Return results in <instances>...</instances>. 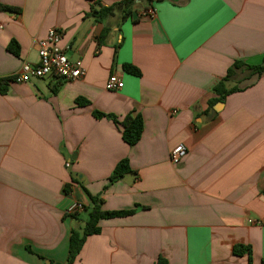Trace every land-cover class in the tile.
Listing matches in <instances>:
<instances>
[{"label": "crops", "instance_id": "0c3cea01", "mask_svg": "<svg viewBox=\"0 0 264 264\" xmlns=\"http://www.w3.org/2000/svg\"><path fill=\"white\" fill-rule=\"evenodd\" d=\"M121 1L0 0L20 9L0 11V264H65L86 213L68 210L90 204L82 187L106 211L136 212L102 220L74 264H250L238 245L263 264L264 73L237 71L230 86L240 90L224 101L213 90L236 61L264 65V0H140L136 15L153 8V18L87 16ZM51 29L86 75L14 82L38 64ZM113 73L118 92L106 89ZM96 112L140 114L141 140L129 146ZM178 145L188 153L174 164ZM126 158L132 173L110 184Z\"/></svg>", "mask_w": 264, "mask_h": 264}, {"label": "trees", "instance_id": "16d2710c", "mask_svg": "<svg viewBox=\"0 0 264 264\" xmlns=\"http://www.w3.org/2000/svg\"><path fill=\"white\" fill-rule=\"evenodd\" d=\"M146 1L148 4L151 0ZM137 2L138 0H123L110 6H103L100 2H98V5L100 7L98 9L95 7H91V10L89 14H87V16L94 18L98 22H101L113 15L114 11L120 10L123 14V20L131 18L135 21H140L141 18L136 15L139 9H136L135 6L140 4H138ZM0 11L20 13V9L2 4H0ZM106 34L107 31L102 34L101 39L105 38ZM7 49L9 52L16 56L20 55V47L16 41H11ZM122 68L123 71L128 74H132L135 76L141 75L140 70L131 64H125ZM239 70L247 71L250 77L254 75H262L264 73V65H251L247 64L245 61H236L228 70L226 77H224L215 86L213 90V93L217 95L215 101H224L229 95L240 90L238 86H230L232 80L237 74V71ZM9 80L10 79H7L5 81ZM1 83H3V81H0V84ZM2 92H4V90H2ZM95 116L98 118L105 116L112 118L113 121L120 127L124 142H126L129 146L136 145L142 138L144 132V120L140 114H129L123 120H118L115 116L106 115L100 112H96ZM130 173H132V169L129 159L126 158L121 160L117 164L109 178L110 184H114L120 181ZM73 181L80 184V181L77 179H74ZM82 188L90 200V204H85L84 210V212L88 214V218L84 220V227L82 229H72L69 239V254L65 264H74L80 256L87 238L101 233L102 228L100 223L102 220L117 217H126L133 215L136 212V209L129 211H106L103 209L104 200L101 199L100 196H94L86 188ZM69 189L70 185L67 186L66 191ZM234 253L240 256L248 255L250 264H252V252L250 247L242 245L235 246ZM51 264L60 263L52 262ZM159 264H164V262L160 261Z\"/></svg>", "mask_w": 264, "mask_h": 264}, {"label": "built area", "instance_id": "2783aa9c", "mask_svg": "<svg viewBox=\"0 0 264 264\" xmlns=\"http://www.w3.org/2000/svg\"><path fill=\"white\" fill-rule=\"evenodd\" d=\"M153 8L143 9L138 17L153 18ZM62 32L58 29H51L46 38L38 43L39 61L36 65L24 64L22 71L15 75L12 80L17 83H29L34 79L51 78L58 82H71L82 79L86 75V69L80 61L72 62L67 56L66 49L60 46ZM124 88V82L118 74L113 73L106 82L108 91L118 92ZM188 149L185 145H178L171 151V161L174 164L180 163L187 155ZM68 162L66 167H70ZM85 210V204L75 202L68 210L69 215H77Z\"/></svg>", "mask_w": 264, "mask_h": 264}, {"label": "water", "instance_id": "95a60500", "mask_svg": "<svg viewBox=\"0 0 264 264\" xmlns=\"http://www.w3.org/2000/svg\"><path fill=\"white\" fill-rule=\"evenodd\" d=\"M137 3L139 4V3H140V1L138 0V2H137ZM135 8H136V9H141V8H142V5H141V4H139V5H136V6H135Z\"/></svg>", "mask_w": 264, "mask_h": 264}, {"label": "rangeland", "instance_id": "374dc122", "mask_svg": "<svg viewBox=\"0 0 264 264\" xmlns=\"http://www.w3.org/2000/svg\"><path fill=\"white\" fill-rule=\"evenodd\" d=\"M88 218V214L87 213H84L83 214V220H86Z\"/></svg>", "mask_w": 264, "mask_h": 264}]
</instances>
